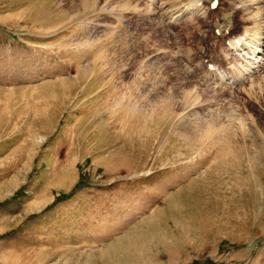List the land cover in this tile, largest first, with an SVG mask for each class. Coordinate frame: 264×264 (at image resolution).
I'll return each mask as SVG.
<instances>
[{
	"label": "rangeland",
	"instance_id": "obj_1",
	"mask_svg": "<svg viewBox=\"0 0 264 264\" xmlns=\"http://www.w3.org/2000/svg\"><path fill=\"white\" fill-rule=\"evenodd\" d=\"M213 1L0 0V264H264V0Z\"/></svg>",
	"mask_w": 264,
	"mask_h": 264
},
{
	"label": "bare ground",
	"instance_id": "obj_2",
	"mask_svg": "<svg viewBox=\"0 0 264 264\" xmlns=\"http://www.w3.org/2000/svg\"><path fill=\"white\" fill-rule=\"evenodd\" d=\"M244 40V38L242 37V35H240L239 37H237V38H235L234 39V41H233V46H235V48H238V47H240L239 45H241V43H242V41ZM235 42V43H234ZM245 42H247V41H245ZM244 41H243V43H245ZM256 43V42H255ZM254 43V44H255ZM231 44H232V42H231ZM246 44H248V42L247 43H245V45ZM246 47H247V49L248 50H250L252 53H253V56L252 57H250V58H252L253 60H255V62L256 61H259L260 60V58H259V56L257 55L258 53H260V51H262V49L260 48V46L259 45H255V46H252V45H246ZM233 48V47H232ZM240 50V49H239ZM262 61V60H261ZM254 62V61H253ZM258 63V62H257ZM254 64V63H253ZM256 64V63H255ZM255 66V65H254ZM254 66H252V67H254ZM246 70H248V69H246ZM240 75V74H239ZM233 77V76H232ZM238 77V76H237Z\"/></svg>",
	"mask_w": 264,
	"mask_h": 264
}]
</instances>
